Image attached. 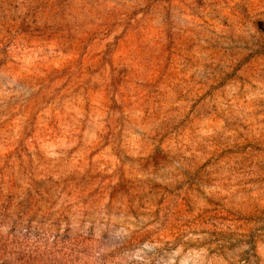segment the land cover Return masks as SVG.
Listing matches in <instances>:
<instances>
[{
	"label": "rangeland",
	"instance_id": "374dc122",
	"mask_svg": "<svg viewBox=\"0 0 264 264\" xmlns=\"http://www.w3.org/2000/svg\"><path fill=\"white\" fill-rule=\"evenodd\" d=\"M0 264H264V0H0Z\"/></svg>",
	"mask_w": 264,
	"mask_h": 264
}]
</instances>
